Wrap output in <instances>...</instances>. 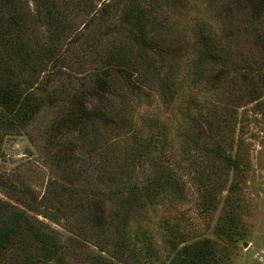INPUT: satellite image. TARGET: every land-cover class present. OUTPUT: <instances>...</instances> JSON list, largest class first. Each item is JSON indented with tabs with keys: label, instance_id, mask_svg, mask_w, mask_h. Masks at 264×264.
<instances>
[{
	"label": "rangeland",
	"instance_id": "374dc122",
	"mask_svg": "<svg viewBox=\"0 0 264 264\" xmlns=\"http://www.w3.org/2000/svg\"><path fill=\"white\" fill-rule=\"evenodd\" d=\"M51 1L46 17L41 1L20 0L12 26L36 58L23 78L54 102L4 136L0 197L54 239L45 251L57 249L61 264H264V3ZM112 52L134 62L113 74V120L49 141L53 119L69 98L89 94ZM153 177L155 187L126 195ZM122 189L131 197L121 204L124 233H98L102 210L117 225L110 214ZM21 238L38 250L31 232Z\"/></svg>",
	"mask_w": 264,
	"mask_h": 264
},
{
	"label": "trees",
	"instance_id": "16d2710c",
	"mask_svg": "<svg viewBox=\"0 0 264 264\" xmlns=\"http://www.w3.org/2000/svg\"><path fill=\"white\" fill-rule=\"evenodd\" d=\"M39 1L42 3L41 7L42 11H44L43 15L46 17L50 16L51 10L54 7L53 2L49 0V3L46 4V0ZM259 2L264 3V0H259ZM19 3L20 0H0V154L3 153L2 142L4 136L14 133L15 130H18L21 127H25L28 120L39 112L41 106L46 105L51 101L54 102L52 97L45 100L46 98L44 99L42 94L33 92V85L36 81L35 77H33L35 81L32 80V82L30 81V78L29 80L23 78L26 74H32L36 69L34 63L30 64L28 61V59H32L30 57H32L34 52L32 51L33 49L31 46H27V38H25L20 32L14 33V30L17 29L18 26L14 27V29L12 28V26L17 24V21H15L16 16H21L20 12L22 11L19 9L21 6ZM140 28L142 29V25H140ZM132 39L135 40L134 44L138 48L144 47L141 43L144 42L143 38L142 40L135 38ZM128 45L131 46V43H128ZM121 57V54L112 52L111 57L105 61L107 67H104L100 71V74L94 76L89 94L83 95L84 97L75 95V97L68 99L67 104L53 119L48 129L49 137H47V139H49V141L52 139L54 143L55 139H58L64 133L71 132L78 127L85 132V129L88 128V124L96 123L100 119L105 121L113 120L110 113L112 110L110 111L108 108L109 105H107L106 101L107 93L114 90L115 87V85H113L112 89V82L118 80L113 74L121 72L124 75V73H126L124 71V66L127 67V65L134 64V62H131L128 59L127 61H124V58L121 59ZM35 59L36 58L32 60ZM38 62L42 61H37L36 64ZM29 65L30 67H28ZM108 66L116 67L112 69ZM38 70L42 71L43 65L38 67ZM116 93L121 94L120 92ZM87 96L94 99L87 101ZM91 101H95V103L91 105ZM215 152L216 154H220L221 157L224 156L218 149ZM226 157L227 156H224V158ZM146 181V184L142 185L143 187H138V184L135 183L130 185L129 187H131V189H126V195L137 191L149 190L150 186H156L157 181L155 177L151 179L147 178ZM17 189L25 192L21 189V185ZM115 193L119 194V197L120 195H125L123 194V189L116 191ZM8 198L10 201L0 197V264H17L20 261H23L22 264H61V262L56 259L57 249H53L49 253L45 251L48 243L50 241L54 243V239H51L45 233L41 234L40 231L38 232L39 229L37 231L34 229L32 230L31 222L27 220V216L22 210L23 208L11 210L14 208L15 204L12 203L13 197L8 196ZM14 200L20 204L22 202L21 199L18 198H14ZM129 203H131V197L123 196L120 205H118L120 206V210L117 209V213H115L117 210L113 211L112 214L109 213L117 225H107L103 219L106 212L105 210H102L100 215L94 220V225L97 227L98 233H105L108 236L114 232L121 231L123 234L125 221L123 215H121V204L124 207ZM9 207L11 211L8 210ZM3 208L10 213L4 214ZM108 226H111L112 228H109ZM23 231H29L32 233L34 240L37 243L35 247L38 250L32 252L29 246L30 244L28 243V245H26V240L21 238ZM122 234L119 236H122ZM27 247L30 248L29 252V248ZM102 248L98 247L100 252L108 250V247L106 246ZM201 248L202 246L197 247L195 245L193 248V244L187 246L184 244L182 245V249H185L184 251L186 253L190 255L195 254V256L201 253ZM16 252H18L19 255L15 258L14 253ZM113 252L120 257V254L116 251H110V253ZM134 262L132 264H135ZM99 263L125 264V262H113L111 260H100Z\"/></svg>",
	"mask_w": 264,
	"mask_h": 264
},
{
	"label": "water",
	"instance_id": "95a60500",
	"mask_svg": "<svg viewBox=\"0 0 264 264\" xmlns=\"http://www.w3.org/2000/svg\"><path fill=\"white\" fill-rule=\"evenodd\" d=\"M243 245H246V242H244Z\"/></svg>",
	"mask_w": 264,
	"mask_h": 264
}]
</instances>
